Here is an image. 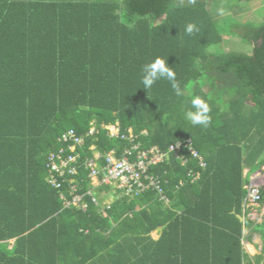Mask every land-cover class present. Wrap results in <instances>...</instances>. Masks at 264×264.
Returning <instances> with one entry per match:
<instances>
[{
	"label": "trees",
	"instance_id": "trees-1",
	"mask_svg": "<svg viewBox=\"0 0 264 264\" xmlns=\"http://www.w3.org/2000/svg\"><path fill=\"white\" fill-rule=\"evenodd\" d=\"M216 7L0 0V264H264V220L239 219L250 175L264 166V16L259 24L218 19ZM189 23L198 28L191 35ZM227 34L252 45L251 53L211 52ZM156 57L175 71L183 95L167 79L142 88V68ZM194 96L211 107L207 127L185 119ZM117 124L122 135L132 130L133 142L108 134L105 126ZM70 130L85 139L78 175L60 178L57 189L48 183V157ZM189 139L204 168L185 151L186 165L170 153L149 170L168 204L148 190L107 208L111 187L95 188L85 169L92 147L104 165L111 151L167 152ZM72 185L85 209L67 205ZM245 230L263 243L253 259L243 249Z\"/></svg>",
	"mask_w": 264,
	"mask_h": 264
},
{
	"label": "built area",
	"instance_id": "built-area-1",
	"mask_svg": "<svg viewBox=\"0 0 264 264\" xmlns=\"http://www.w3.org/2000/svg\"><path fill=\"white\" fill-rule=\"evenodd\" d=\"M105 128L111 137H121L124 140H130V142L134 141L132 130H129L128 135H122L118 124L105 126ZM95 132L96 129L93 127L87 136H93ZM59 141L64 147L58 153L50 154L47 162L49 170L48 183L57 189L62 186L59 181L60 178H65L66 175L73 177L78 175V164L81 155L77 153V147H82L85 139L77 135L74 130H70L63 134ZM91 150L94 153L93 158H87L85 169L89 171V178L95 188L111 187V194L105 203L107 208L115 199L124 196H136L148 190L157 191L160 200L168 204L169 200L163 191L161 179L158 176L151 175L149 170L152 166L162 164L169 158L170 153H173L182 162V165H186L188 159L185 156V151H187L199 161L201 167L206 166L203 157L194 149L190 139L186 142L179 141L172 144L167 152L158 147L141 150L139 145H133L131 148L126 149L121 157H118L115 151H111L104 156V165L100 163L102 156L96 151V148L92 147ZM67 151L69 153H66ZM189 175L193 177V181H197L200 177V173H194L193 171ZM73 182L75 181L72 180L71 183ZM245 189L247 190L246 206L258 205L262 199L260 186L249 183L245 186ZM76 192L77 187L72 185L70 195L73 198L72 202H67V205L73 204L85 209L86 205L83 203V197ZM89 195L92 196L93 202L99 205L96 193L91 191ZM105 196L107 197V193Z\"/></svg>",
	"mask_w": 264,
	"mask_h": 264
},
{
	"label": "rangeland",
	"instance_id": "rangeland-1",
	"mask_svg": "<svg viewBox=\"0 0 264 264\" xmlns=\"http://www.w3.org/2000/svg\"><path fill=\"white\" fill-rule=\"evenodd\" d=\"M84 1V0H83ZM95 1V0H90ZM120 1V0H117ZM212 5V9H218V19H227L233 18L237 21H250L256 24L262 22V17L264 16V0H254L250 3H242L240 0H209ZM216 4V5H215ZM233 8V9H232ZM222 10V14H221ZM253 46L247 43H244L240 36L235 35H224L220 44L210 48L211 52H244L250 54ZM262 174L255 178L256 183L264 182V166L260 168ZM252 175V174H251ZM251 183V182H249ZM254 184V183H253ZM255 184V185H257ZM261 190L264 187H260ZM106 198V196L103 194ZM107 199V198H106ZM260 204V203H259ZM259 212L258 218L255 219V222H259L262 216L260 215L264 211V206L260 204L258 207H254ZM154 237H158V234L154 233Z\"/></svg>",
	"mask_w": 264,
	"mask_h": 264
},
{
	"label": "clouds",
	"instance_id": "clouds-1",
	"mask_svg": "<svg viewBox=\"0 0 264 264\" xmlns=\"http://www.w3.org/2000/svg\"><path fill=\"white\" fill-rule=\"evenodd\" d=\"M196 31H198V28L193 23H189L185 27V32L188 35H191ZM160 79H167L177 96L183 95V91L176 80L175 71L168 65L165 59L156 57L153 61L143 66L140 84L142 85V88L148 90L151 89ZM190 103L195 111L186 112L185 119L193 126L200 125L207 127L211 123V116L209 115L211 107L209 103L200 96H194Z\"/></svg>",
	"mask_w": 264,
	"mask_h": 264
},
{
	"label": "crops",
	"instance_id": "crops-1",
	"mask_svg": "<svg viewBox=\"0 0 264 264\" xmlns=\"http://www.w3.org/2000/svg\"><path fill=\"white\" fill-rule=\"evenodd\" d=\"M248 173H249V169H245V171H244L245 176ZM261 174H262V170H258L257 172L250 175V182L257 184L255 178L257 176H260ZM257 185L263 188L264 182L258 183ZM258 206H260V204L254 205V206L244 205L243 215H240L239 219L243 222L245 220V216H246L248 219L255 222V219L258 218V216H259V212L254 207H258ZM246 211H247V214H246ZM260 215L262 216V218L260 219L259 222H256V223H262L263 222L264 211H262ZM160 232H161V230H157V231L152 233V237L154 240L159 239ZM154 233L158 234L157 238L153 236ZM248 235H249V232L245 230L244 231V239H243V249L249 255V257L251 259H253L262 253L263 243H262V240H261L259 235H257V234L254 235L251 240H248V238H249Z\"/></svg>",
	"mask_w": 264,
	"mask_h": 264
}]
</instances>
